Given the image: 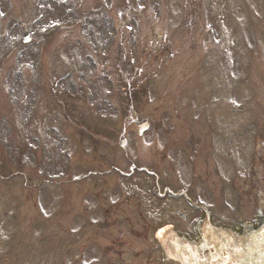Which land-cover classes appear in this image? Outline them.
Listing matches in <instances>:
<instances>
[{"label": "rangeland", "instance_id": "1", "mask_svg": "<svg viewBox=\"0 0 264 264\" xmlns=\"http://www.w3.org/2000/svg\"><path fill=\"white\" fill-rule=\"evenodd\" d=\"M104 4L0 0V264H160L150 238L154 227L147 237H136L106 213L134 184H143L142 194L146 189L142 177L124 178L114 168L126 171L130 159L142 157L155 167L160 153L186 167L184 153L175 152L185 148L174 130L187 124L173 116L192 105L198 123H206L200 109L218 122L220 92L242 93L241 124H264L262 8L255 50L246 34L250 9L241 0H115L108 12ZM236 22L243 29L236 30ZM110 23L114 44L106 42ZM62 24L68 31L42 34ZM24 31L30 32L28 43L19 41ZM246 53L254 56L248 73L251 68L252 80H259L256 92L245 83V71L234 72L235 58ZM235 76L241 89L230 85ZM252 94L258 97L254 103ZM138 118L149 120L141 139L132 126ZM120 135L128 142L126 152L118 146ZM218 135L205 137L201 154L214 150ZM250 144L242 140L238 170L228 161L227 175L251 170V151L257 149ZM258 150L264 159V147ZM213 158L219 176L226 177ZM88 171L93 175L84 176ZM180 174L163 176L176 181ZM52 175L66 179L50 182ZM183 175L190 177L188 171ZM208 178L206 188L196 185L201 196L216 193L217 180ZM98 195L103 199L97 201Z\"/></svg>", "mask_w": 264, "mask_h": 264}, {"label": "flooded vegetation", "instance_id": "2", "mask_svg": "<svg viewBox=\"0 0 264 264\" xmlns=\"http://www.w3.org/2000/svg\"><path fill=\"white\" fill-rule=\"evenodd\" d=\"M191 141H196L192 137ZM195 152V150H194ZM235 179L238 180L235 190V204H231V209H234L233 216H223L226 219L215 220L220 224H225L228 227L236 224H230L233 220L242 223H256L260 216V212L264 214V171L262 166H257V171H251L250 173L237 175ZM261 195V196H260ZM209 209L210 206L208 205ZM196 217V213L193 212V218ZM183 219L186 215L182 216Z\"/></svg>", "mask_w": 264, "mask_h": 264}, {"label": "water", "instance_id": "3", "mask_svg": "<svg viewBox=\"0 0 264 264\" xmlns=\"http://www.w3.org/2000/svg\"><path fill=\"white\" fill-rule=\"evenodd\" d=\"M177 239L166 243L165 254L173 257L180 264H204V257L201 252L203 251L202 243L197 245Z\"/></svg>", "mask_w": 264, "mask_h": 264}]
</instances>
